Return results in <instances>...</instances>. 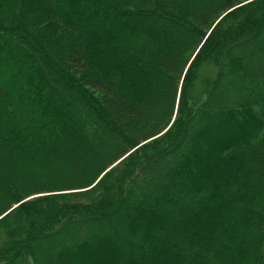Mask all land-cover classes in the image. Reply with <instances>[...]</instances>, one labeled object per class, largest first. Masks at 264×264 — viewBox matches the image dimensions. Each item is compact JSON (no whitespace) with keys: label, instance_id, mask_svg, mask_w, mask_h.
I'll return each instance as SVG.
<instances>
[{"label":"trees","instance_id":"obj_1","mask_svg":"<svg viewBox=\"0 0 264 264\" xmlns=\"http://www.w3.org/2000/svg\"><path fill=\"white\" fill-rule=\"evenodd\" d=\"M0 264H264V0H0Z\"/></svg>","mask_w":264,"mask_h":264},{"label":"rangeland","instance_id":"obj_2","mask_svg":"<svg viewBox=\"0 0 264 264\" xmlns=\"http://www.w3.org/2000/svg\"><path fill=\"white\" fill-rule=\"evenodd\" d=\"M84 19H85V18H84ZM54 24H55L54 21H46V22H44V23L42 24V27H44V30L50 31V30L53 28ZM41 30H42V28H41ZM44 165H45V164H44ZM46 166H47V164H46ZM56 168H61V165H57ZM62 168H63V166H62ZM7 173H8V172H7ZM16 174H17V173H16ZM8 175H9V176H13V178H14V177H15V172L10 171V172L8 173ZM237 179L239 180V182L242 181L240 177H237ZM59 192H62V191H59ZM63 192H64V191H63ZM50 193H51V192H50ZM50 193H49V192L36 193V194H33V195H31L30 197H27V198H32V197H34V196H38V195H46V194H50ZM187 198L189 199V197H187ZM170 213H171V212H170ZM149 246H152V245H150V243H148V246H147V247H146V246L143 247L142 253L140 254L141 257H142V256H145V255L148 253V247H149Z\"/></svg>","mask_w":264,"mask_h":264},{"label":"water","instance_id":"obj_3","mask_svg":"<svg viewBox=\"0 0 264 264\" xmlns=\"http://www.w3.org/2000/svg\"><path fill=\"white\" fill-rule=\"evenodd\" d=\"M222 16H223V15H222ZM219 19H220V18H219ZM219 19H218V20H219ZM218 20H217V21H218ZM195 54H196V53H195ZM195 54H194V56H195ZM194 56H193V58H194ZM193 58H192V59H193ZM192 59H191V60H192ZM189 64H190V63H189ZM103 174H104V173H103ZM101 176H102V175H101ZM101 176H100V177H101ZM98 180H99V179H98ZM96 182H97V181H96ZM96 182H95V183H96ZM95 183H94V184H95ZM27 199H29V198H26V199H24V200H27ZM24 200H23V201H24ZM16 205H17V204H16ZM16 205H14V206H16Z\"/></svg>","mask_w":264,"mask_h":264},{"label":"snow or ice","instance_id":"obj_4","mask_svg":"<svg viewBox=\"0 0 264 264\" xmlns=\"http://www.w3.org/2000/svg\"><path fill=\"white\" fill-rule=\"evenodd\" d=\"M13 207H15V206H13ZM9 211H11V209H9Z\"/></svg>","mask_w":264,"mask_h":264}]
</instances>
